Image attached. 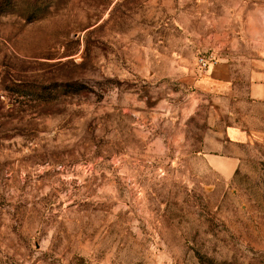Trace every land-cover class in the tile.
Wrapping results in <instances>:
<instances>
[{"label":"rangeland","instance_id":"rangeland-1","mask_svg":"<svg viewBox=\"0 0 264 264\" xmlns=\"http://www.w3.org/2000/svg\"><path fill=\"white\" fill-rule=\"evenodd\" d=\"M263 23L264 0H0V264H264L263 139L232 176L207 161Z\"/></svg>","mask_w":264,"mask_h":264},{"label":"crops","instance_id":"crops-1","mask_svg":"<svg viewBox=\"0 0 264 264\" xmlns=\"http://www.w3.org/2000/svg\"><path fill=\"white\" fill-rule=\"evenodd\" d=\"M244 43L250 56L246 59L249 65L246 88L249 111L246 120L227 126L223 141L219 144L221 150L206 156L208 165L224 177L234 175L245 147L260 137L264 141V23L257 36L246 38ZM226 146L230 147V152H224Z\"/></svg>","mask_w":264,"mask_h":264},{"label":"built area","instance_id":"built-area-1","mask_svg":"<svg viewBox=\"0 0 264 264\" xmlns=\"http://www.w3.org/2000/svg\"><path fill=\"white\" fill-rule=\"evenodd\" d=\"M209 60L205 59V58H200L199 59V64L202 67L203 70H206L209 66Z\"/></svg>","mask_w":264,"mask_h":264},{"label":"trees","instance_id":"trees-1","mask_svg":"<svg viewBox=\"0 0 264 264\" xmlns=\"http://www.w3.org/2000/svg\"><path fill=\"white\" fill-rule=\"evenodd\" d=\"M75 94H81L82 93V87L80 85H75Z\"/></svg>","mask_w":264,"mask_h":264}]
</instances>
